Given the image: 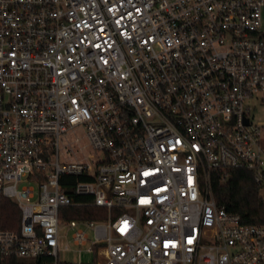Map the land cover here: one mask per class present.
Returning <instances> with one entry per match:
<instances>
[{"label": "built area", "instance_id": "built-area-1", "mask_svg": "<svg viewBox=\"0 0 264 264\" xmlns=\"http://www.w3.org/2000/svg\"><path fill=\"white\" fill-rule=\"evenodd\" d=\"M263 24L264 0H0V257L264 264V222L210 185L243 168L264 194Z\"/></svg>", "mask_w": 264, "mask_h": 264}, {"label": "trees", "instance_id": "trees-1", "mask_svg": "<svg viewBox=\"0 0 264 264\" xmlns=\"http://www.w3.org/2000/svg\"><path fill=\"white\" fill-rule=\"evenodd\" d=\"M226 174L220 172L211 175V192L216 204L223 206L227 211L240 215L243 222L258 223L264 222V194L263 188L253 179V173L243 168L227 169ZM7 202L11 209L4 213L6 218L2 227L13 228L17 222L18 210L14 204ZM11 204V205H10ZM93 207H71L65 208L66 214H61L67 218H95L100 211H95ZM104 212V211H103ZM13 216V222L9 218ZM102 216V213H101ZM8 218V220H7ZM24 260L17 257L1 258L0 264H24Z\"/></svg>", "mask_w": 264, "mask_h": 264}, {"label": "rangeland", "instance_id": "rangeland-1", "mask_svg": "<svg viewBox=\"0 0 264 264\" xmlns=\"http://www.w3.org/2000/svg\"><path fill=\"white\" fill-rule=\"evenodd\" d=\"M264 28V24H263ZM255 118H264V108L256 111ZM68 140L73 145L72 147L76 150L79 146H83V154L87 155L91 152L89 147L88 138L86 135V130L83 127H76L68 136ZM262 145L264 146V141H262ZM72 158V156H71ZM90 253L88 252H81L78 253L77 251H60L59 260L60 261H68V262H82V261H89ZM24 264H34L32 259L24 260Z\"/></svg>", "mask_w": 264, "mask_h": 264}]
</instances>
